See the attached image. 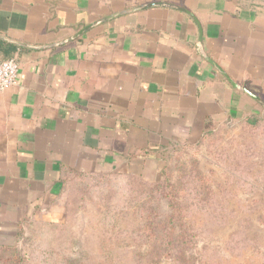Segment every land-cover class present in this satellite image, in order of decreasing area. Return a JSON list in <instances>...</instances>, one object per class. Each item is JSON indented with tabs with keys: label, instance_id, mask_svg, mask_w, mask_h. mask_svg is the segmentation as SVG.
<instances>
[{
	"label": "crops",
	"instance_id": "1",
	"mask_svg": "<svg viewBox=\"0 0 264 264\" xmlns=\"http://www.w3.org/2000/svg\"><path fill=\"white\" fill-rule=\"evenodd\" d=\"M156 3L190 12L201 36L187 14L152 7L46 47ZM9 59L20 71L0 92V243L39 211L63 214L66 171L156 177L136 150L264 113V0H0Z\"/></svg>",
	"mask_w": 264,
	"mask_h": 264
},
{
	"label": "rangeland",
	"instance_id": "2",
	"mask_svg": "<svg viewBox=\"0 0 264 264\" xmlns=\"http://www.w3.org/2000/svg\"><path fill=\"white\" fill-rule=\"evenodd\" d=\"M255 116L256 126L211 122L172 144L167 176L73 185L65 221L35 213L0 264H264V113Z\"/></svg>",
	"mask_w": 264,
	"mask_h": 264
},
{
	"label": "trees",
	"instance_id": "3",
	"mask_svg": "<svg viewBox=\"0 0 264 264\" xmlns=\"http://www.w3.org/2000/svg\"><path fill=\"white\" fill-rule=\"evenodd\" d=\"M263 118H260L258 116H251L249 118L246 119L247 122L253 124V125H257L259 124L258 122H261ZM213 124V123H211ZM210 123L206 125L205 130H208L209 128H211L213 125H211ZM215 125V124H214ZM171 146V145H170ZM170 146L167 147H163V146H159V147H155V148H146V149H140V150H136L134 152V156H138V157H142V159H146V160H154L157 161L159 164H163L162 168L160 169V176L164 177L167 176V168H168V158H167V151L169 148H171ZM65 176L64 178H62L61 180V185H62V194L65 197V207H64V212L61 215H55V217L57 218H53L52 223L54 224H61L63 223L65 220H63L64 218H66V216H68L69 214V210L70 207H72L71 204V195H70V189L72 190V186L76 185L77 183H82L84 181H89L92 178H96V177H104V176H113L116 174L113 173H78L75 171H66L65 172ZM126 176V175H124ZM126 177H134L135 179L137 178H141V177H135V176H126ZM166 181V180H165ZM170 195L169 193L165 194V197L168 198ZM170 199V198H168ZM171 205V204H170ZM152 211L155 212V208H152ZM60 219H59V218ZM153 225V224H152ZM151 225V226H152ZM161 227L160 224L155 225V227L153 228V236L156 237L158 235H160L161 230L159 229ZM22 229V225L18 226V230ZM18 249V236L15 238L14 241L11 242H6V243H0V258H3L2 260H4V254H10L12 252L17 251ZM1 264H3V262H1Z\"/></svg>",
	"mask_w": 264,
	"mask_h": 264
},
{
	"label": "water",
	"instance_id": "4",
	"mask_svg": "<svg viewBox=\"0 0 264 264\" xmlns=\"http://www.w3.org/2000/svg\"><path fill=\"white\" fill-rule=\"evenodd\" d=\"M152 7H165V8H171V9H175V10H178V11H181L185 14H187V16H189L190 18H192L194 20V22L196 23V25L198 26L199 28V31H200V36L202 34V30H201V26H200V23L198 22V20L195 18L194 15H192L190 12H188L187 10L183 9V8H180V7H177V6H173V5H169V4H163V3H156V4H148V5H145V6H141V7H138V8H134V9H130V10H126V11H123V12H119V13H116V14H113L111 16H108V17H105V19H101L85 28H83L82 30H80L78 33H76L74 36L62 41V42H59V43H56V44H52V45H49V46H46V47H55V46H61V45H64L66 43H69V42H72L74 40H78V38H80L82 35H84L85 33H87L88 31H90L91 29L97 27L98 25L102 24V23H105L107 22L108 20H111V19H114V18H117V17H120V16H123L125 14H129V13H133V12H136V11H140V10H143V9H146V8H152ZM223 75L225 76V78L235 87V88H239L238 85L236 83H234L230 78L229 76H227V74H225L224 72H222ZM248 95H250L252 98H254L255 100L261 102L259 100V98H257L256 96H254L253 94H251L249 91L247 90H244ZM262 103V102H261ZM263 106H264V103H262Z\"/></svg>",
	"mask_w": 264,
	"mask_h": 264
},
{
	"label": "built area",
	"instance_id": "5",
	"mask_svg": "<svg viewBox=\"0 0 264 264\" xmlns=\"http://www.w3.org/2000/svg\"><path fill=\"white\" fill-rule=\"evenodd\" d=\"M19 71L20 65L17 60H0V92L17 84Z\"/></svg>",
	"mask_w": 264,
	"mask_h": 264
}]
</instances>
